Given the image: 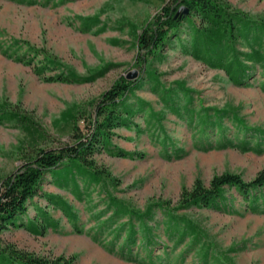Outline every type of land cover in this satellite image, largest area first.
<instances>
[{
  "label": "rangeland",
  "instance_id": "rangeland-1",
  "mask_svg": "<svg viewBox=\"0 0 264 264\" xmlns=\"http://www.w3.org/2000/svg\"><path fill=\"white\" fill-rule=\"evenodd\" d=\"M168 1L0 0V101L18 105L38 126H0V178L20 165L28 146L69 143L71 120L79 118L86 134L100 95L120 77L129 80L136 72L134 80L140 78L135 97L127 100L139 111L92 156L106 173L101 181L78 178L75 188L47 175L41 193L54 204L44 196L29 202L17 218L23 226L0 235L3 246L73 258V264H264L263 199L250 208L249 198L229 190L218 208L184 209L179 203L181 191L196 179L208 184L215 175L233 173L250 181L264 170L263 72L233 83L193 55L185 26L141 72L135 34ZM225 1L264 17V0ZM47 58L59 65H46ZM69 73L77 78H67ZM112 199L140 212L150 208V244L144 243L142 223L116 211ZM61 200L71 216L58 205ZM160 204L187 217L200 236H181L182 226L169 228ZM41 224L43 234L26 228Z\"/></svg>",
  "mask_w": 264,
  "mask_h": 264
},
{
  "label": "trees",
  "instance_id": "trees-1",
  "mask_svg": "<svg viewBox=\"0 0 264 264\" xmlns=\"http://www.w3.org/2000/svg\"><path fill=\"white\" fill-rule=\"evenodd\" d=\"M184 7L188 10L186 16L177 11ZM85 20V26L90 25ZM191 32L190 46L196 58L208 63L212 68L221 69L235 84H243L263 72L264 78V17L253 16L247 12L233 8L225 0H169L156 15L135 34L137 48L136 65L140 71L148 65L168 44L178 38L182 27ZM241 49H245L241 51ZM58 66L59 63L47 58L46 65ZM67 78L76 79L69 73ZM140 78L126 80L120 77L109 89L103 92L95 102L92 118L88 120V132L83 133L78 126V120H71L68 125L70 142L56 148H41L28 146L21 152L20 165L10 174L0 178V235L9 228L23 225L17 224V218L24 215L28 203L34 198L44 196L49 203L52 197L41 193V185L47 175L65 185L72 183L77 188V179L86 184L99 183L106 174L98 169L92 159L94 153L107 146L112 131L118 128H128L132 118L139 111H134L127 103L129 97H135ZM80 118L86 120V116ZM219 114H215L218 118ZM13 123L16 127L29 130L38 129L37 123L23 113L18 105L0 101V126ZM203 124H207L206 121ZM234 190L242 198H249L253 208L254 203L264 200V170L255 178L245 181L240 175L222 173L215 175L204 184L196 179L190 189L184 188L179 197L180 206L218 208L227 200V192ZM258 193V195H257ZM58 205L66 215H70V207L65 201ZM115 210L128 213L142 223L145 232L146 245L150 244L149 229L145 219L150 218V208L140 212L118 203L112 199ZM168 218V227L179 230L183 235L200 236V229L187 217L177 216L167 204L158 206ZM71 216V215H70ZM48 225H52L50 221ZM26 228L34 233L43 234L45 227ZM127 243L131 242L133 230L129 232ZM134 244V242L132 243ZM218 255L214 259L218 260ZM74 259L44 258L20 252L9 246L2 245L0 237V264H73ZM221 264V263H220ZM224 264V263H222ZM227 264V263H226Z\"/></svg>",
  "mask_w": 264,
  "mask_h": 264
},
{
  "label": "water",
  "instance_id": "water-1",
  "mask_svg": "<svg viewBox=\"0 0 264 264\" xmlns=\"http://www.w3.org/2000/svg\"><path fill=\"white\" fill-rule=\"evenodd\" d=\"M179 14H182V15L186 16V15L188 14V10H187L186 8H184V7H181V8L177 11L175 17H177ZM135 78H137V73H136V72H134V73H132L131 75H129L127 79H129V80H134Z\"/></svg>",
  "mask_w": 264,
  "mask_h": 264
}]
</instances>
